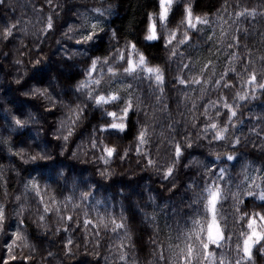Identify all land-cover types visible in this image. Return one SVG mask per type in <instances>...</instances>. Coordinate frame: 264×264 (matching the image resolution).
<instances>
[{"label":"clouds","instance_id":"clouds-1","mask_svg":"<svg viewBox=\"0 0 264 264\" xmlns=\"http://www.w3.org/2000/svg\"><path fill=\"white\" fill-rule=\"evenodd\" d=\"M0 264H264V0H0Z\"/></svg>","mask_w":264,"mask_h":264}]
</instances>
